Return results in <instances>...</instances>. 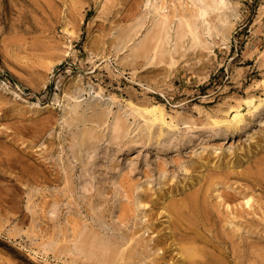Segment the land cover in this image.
Returning <instances> with one entry per match:
<instances>
[{"label":"rangeland","instance_id":"obj_1","mask_svg":"<svg viewBox=\"0 0 264 264\" xmlns=\"http://www.w3.org/2000/svg\"><path fill=\"white\" fill-rule=\"evenodd\" d=\"M205 2L0 0V264H264V118L181 142L262 94L264 0ZM192 197L210 233L179 225Z\"/></svg>","mask_w":264,"mask_h":264},{"label":"bare ground","instance_id":"obj_2","mask_svg":"<svg viewBox=\"0 0 264 264\" xmlns=\"http://www.w3.org/2000/svg\"><path fill=\"white\" fill-rule=\"evenodd\" d=\"M192 1L196 5H198V6H196L197 7L196 8V16L198 17V21H200V20H202L201 18H203L206 15L207 10H210L212 7L209 4H206L205 0H192ZM158 26L160 28L159 31L161 32V37H162V38L159 37V39L161 40V42L164 41L167 43V40L169 39L168 26L167 25L166 26H162V25L160 26V24ZM186 28H187L189 34L191 35L192 39H195L198 37L199 25L194 21H187V22L185 21V22H183V25L180 26L178 34H176L177 39L179 37H181L185 33V31H187ZM257 86H261L263 88L262 94H260V96L248 94L247 96H244L243 98L241 97V99L237 100L235 104L230 105V107L227 110H225V111L219 110V112L221 113L219 115L216 113H208V115H207L208 121L206 124L197 126L193 122H185L184 124L186 125V127L182 132L181 142H184V143L188 142L190 140V137H192L193 139H198L202 136L212 137L214 135H217L219 133V129L222 127H224L226 130H228L230 128H236L244 122L245 114L249 115L252 119H256V120L264 118V76L257 82ZM133 110L136 113H142L143 114L142 117L148 126H152V125L157 124V123H160V124L166 125V126L167 125L171 126L170 124H168L166 122V118H165L166 113L164 111L162 104H159V103L152 104L149 107L144 108L140 112L135 107H133ZM121 130H122V126L120 125V122L118 120L115 121V123L112 126V132L118 133ZM172 140H173L172 136L168 137L167 143H171ZM262 184L259 183V186L262 187L261 186ZM197 204L198 203L196 202V200L192 197L187 201V208L189 209V213H186V212L182 213V212H178V211H177L178 213L175 212V213H177L176 215L178 217V221H179L178 223H180L179 225H183V224L186 225V230H193L192 228L197 226L196 228H201V227L203 228V231H202V232H204L203 234H207V232L210 233L209 229H207V227H205L208 225V221H209L208 216H210V213L207 210H205L204 208H202L201 205H197ZM183 233H185L184 234L185 235L184 236L185 241L190 242L189 243L190 245H191V243L193 244V242H196L199 240V238L197 237L198 235L197 236L194 235L193 231L191 234L190 233L186 234V232H183ZM188 234H190V235H188ZM208 242L215 243V246L216 245L218 246L219 244H226L228 241L226 242V239L225 238L222 239V237H221L219 239H215V238L211 239L210 238ZM206 244L208 245L207 242H206ZM192 246H194V245H192ZM83 247H82L84 249L83 252H86L88 255H94L97 253H99L101 256L107 255L106 246L103 247L101 245V243L98 241L94 242L93 245H90L88 247H86V246H83ZM82 248H81V250H82ZM204 249H206V248H204ZM46 250H47V247L43 249V251H46ZM197 251H199V250H197ZM197 251H194L192 249H187L185 251L187 258L188 259L195 258V256L198 255ZM201 257H202V255H201ZM196 259H198V258H196ZM199 263L205 264L207 262H206V260H201V261H199ZM215 263L219 264L220 262H215Z\"/></svg>","mask_w":264,"mask_h":264}]
</instances>
